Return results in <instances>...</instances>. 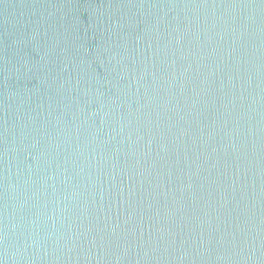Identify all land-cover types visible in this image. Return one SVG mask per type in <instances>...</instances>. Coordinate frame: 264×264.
Returning <instances> with one entry per match:
<instances>
[{
	"label": "water",
	"instance_id": "water-1",
	"mask_svg": "<svg viewBox=\"0 0 264 264\" xmlns=\"http://www.w3.org/2000/svg\"><path fill=\"white\" fill-rule=\"evenodd\" d=\"M0 264H264V0H0Z\"/></svg>",
	"mask_w": 264,
	"mask_h": 264
}]
</instances>
